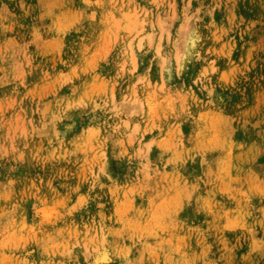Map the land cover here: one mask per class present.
<instances>
[{"label": "rangeland", "instance_id": "obj_1", "mask_svg": "<svg viewBox=\"0 0 264 264\" xmlns=\"http://www.w3.org/2000/svg\"><path fill=\"white\" fill-rule=\"evenodd\" d=\"M0 264H264V0H0Z\"/></svg>", "mask_w": 264, "mask_h": 264}]
</instances>
